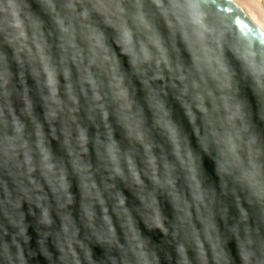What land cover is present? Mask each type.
<instances>
[{
    "label": "clouds",
    "instance_id": "9594fccd",
    "mask_svg": "<svg viewBox=\"0 0 264 264\" xmlns=\"http://www.w3.org/2000/svg\"><path fill=\"white\" fill-rule=\"evenodd\" d=\"M60 7L74 10L50 15L40 6L42 15L34 13L54 37L49 64L18 71L10 89L21 101L29 92L41 109L25 118L21 103L29 127L17 147H29L13 161L27 176L31 157L44 185L27 203L39 255L48 264H264V0H76ZM49 68L64 102L55 122L46 110ZM41 136L56 164L51 188ZM77 159L90 165L86 185ZM27 192L35 188L0 200L7 222L0 264H29L37 255L17 211ZM145 233H159L161 243Z\"/></svg>",
    "mask_w": 264,
    "mask_h": 264
},
{
    "label": "water",
    "instance_id": "95a60500",
    "mask_svg": "<svg viewBox=\"0 0 264 264\" xmlns=\"http://www.w3.org/2000/svg\"><path fill=\"white\" fill-rule=\"evenodd\" d=\"M75 3L76 0H0V200H3L5 197L11 199L16 194L17 189H26L29 186L35 188V192H27L26 199L17 204V211L22 210L24 222L28 225L31 248L34 251H37V225L34 216L31 214L30 206L27 203H31L32 196L44 191V185L35 179L37 170L32 167L31 157L25 165V168L28 169L27 176L17 174L18 169L13 166V161L23 159L22 153L29 147L27 143L24 144L23 148L17 147V144L25 138L29 127L25 120L20 118L19 109L22 107L21 103L24 105L23 115L25 118L34 119L35 111L40 113L41 109L36 97H33L34 102L29 98V92L25 93L21 101L14 91H10V89H14L16 86L18 71L22 72L29 65L35 66L37 63L42 67L47 66L50 55L56 52V48L52 44L54 37L47 36L45 33L47 26L38 23L34 13L42 15L40 13V6H42L50 15H58L62 12L74 10L72 7L62 9L60 7L61 4L73 6ZM100 3L103 4V0H100ZM6 4L11 5L8 11L4 9V5ZM103 11L104 9L100 7L95 14L99 15ZM28 22H31V27L28 26ZM95 67L96 65L94 64L93 68ZM91 71L92 69L90 68L89 72ZM48 74L50 76L49 89L51 91V99L46 102L48 105L46 110L49 113V122H55L59 119L57 110L64 107V102L60 99L61 90L56 72L49 68ZM32 78L37 81L40 79V73L35 70V67H33ZM68 78H71L70 74ZM28 83L29 86H32L31 80ZM71 103L77 107L80 103L79 98L74 92L72 93ZM5 104L7 107H5ZM78 114V111L70 113L73 122L78 123L74 119ZM13 117L16 118V123L12 127H9L8 121ZM88 143V133L83 132L81 144L85 151L82 153V156L88 155ZM65 147L70 148V141ZM52 148L57 157L63 155L55 141L52 143ZM116 148L117 146L114 145V154ZM40 150L46 157L47 172L52 174L45 181L51 188L55 184L54 174L56 172V164L52 155L45 151L43 136H41ZM148 151L150 152L151 149L149 148ZM75 163L77 172L86 185L88 180L91 179L88 175L90 165L80 159H77ZM29 180H31V184H29ZM85 191H87V188ZM73 193H76L75 185ZM166 212H168L167 208ZM5 213L6 209L0 204V225L7 227V222L4 220ZM73 214L74 216L76 215L75 209ZM168 214L171 218L170 212ZM65 222L66 224H70L72 221L66 218ZM8 232H12L10 227L8 228ZM145 234L150 235L155 243H161L162 238L159 233ZM6 239H10V236L6 237ZM49 251L53 255H56L51 241H49ZM95 251L99 255V250L96 249ZM233 254L235 255L234 249ZM29 264H48V262L37 251V255L30 260Z\"/></svg>",
    "mask_w": 264,
    "mask_h": 264
}]
</instances>
